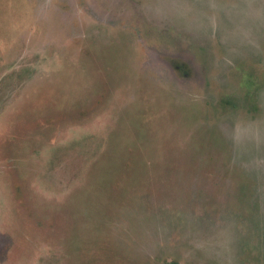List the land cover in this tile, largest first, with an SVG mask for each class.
<instances>
[{"label":"rangeland","instance_id":"obj_1","mask_svg":"<svg viewBox=\"0 0 264 264\" xmlns=\"http://www.w3.org/2000/svg\"><path fill=\"white\" fill-rule=\"evenodd\" d=\"M0 264H264V0H0Z\"/></svg>","mask_w":264,"mask_h":264},{"label":"trees","instance_id":"obj_2","mask_svg":"<svg viewBox=\"0 0 264 264\" xmlns=\"http://www.w3.org/2000/svg\"><path fill=\"white\" fill-rule=\"evenodd\" d=\"M169 63L177 75L181 77H185L189 75L190 71L185 62L175 58V59H169Z\"/></svg>","mask_w":264,"mask_h":264}]
</instances>
